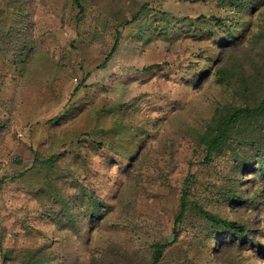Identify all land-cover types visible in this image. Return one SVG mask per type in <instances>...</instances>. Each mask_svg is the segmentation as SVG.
<instances>
[{"label":"rangeland","instance_id":"rangeland-1","mask_svg":"<svg viewBox=\"0 0 264 264\" xmlns=\"http://www.w3.org/2000/svg\"><path fill=\"white\" fill-rule=\"evenodd\" d=\"M125 2L141 11L106 61L116 19L105 8L0 0V264L7 249L26 247L60 254L54 264H90L111 242L150 264L159 240L172 242L159 264H194L209 259L215 230L192 202L231 217L214 184L232 163L204 162L191 134L225 95L214 76L200 88L190 81L212 69L230 35L246 41L252 17L217 0ZM138 152L148 156L136 189L125 171ZM73 199L77 231L57 221ZM94 210L99 221L87 218Z\"/></svg>","mask_w":264,"mask_h":264},{"label":"trees","instance_id":"trees-1","mask_svg":"<svg viewBox=\"0 0 264 264\" xmlns=\"http://www.w3.org/2000/svg\"><path fill=\"white\" fill-rule=\"evenodd\" d=\"M217 1L218 7L224 11L252 18L246 41L243 42L242 36L230 35L221 44L212 69L190 81L200 88L214 76L220 92L224 93V98L212 102L210 113L191 134L198 145H204V162L209 163L215 156L223 155L232 163L228 181L214 184L223 190L222 205L229 207L231 217L213 214L192 202L215 230L212 235L215 246H209V259L195 261L194 264H264V0ZM88 2L96 4L97 8H105L107 14L116 19V38L112 49L107 52L108 61L119 46L120 27L136 21L141 10L129 14V4L125 0H75L80 12L85 11ZM147 156L146 152H138L125 171V180L132 188L142 187V159L146 160ZM44 162L48 164L50 161L45 159ZM194 182L189 173L184 180L179 220L187 209L188 193ZM76 203L74 199L65 202L64 211L57 221L65 216L61 226L70 224L77 231L82 219L79 218L81 213L76 218L73 210ZM92 213L87 218L99 221L98 210ZM171 243L168 240L153 243L150 264H159ZM18 250L15 252V248H10L3 252L4 264H54L60 255L46 252L44 247ZM90 264L140 262L129 248L111 242L99 256L91 257Z\"/></svg>","mask_w":264,"mask_h":264}]
</instances>
